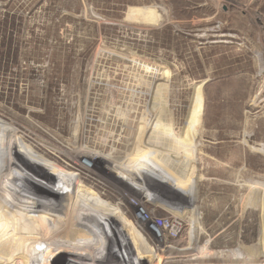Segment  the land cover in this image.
Returning <instances> with one entry per match:
<instances>
[{
    "label": "rangeland",
    "instance_id": "1",
    "mask_svg": "<svg viewBox=\"0 0 264 264\" xmlns=\"http://www.w3.org/2000/svg\"><path fill=\"white\" fill-rule=\"evenodd\" d=\"M140 127L193 205L58 151ZM0 264H264V0H0Z\"/></svg>",
    "mask_w": 264,
    "mask_h": 264
},
{
    "label": "bare ground",
    "instance_id": "2",
    "mask_svg": "<svg viewBox=\"0 0 264 264\" xmlns=\"http://www.w3.org/2000/svg\"><path fill=\"white\" fill-rule=\"evenodd\" d=\"M194 119H195V115L193 116L192 120H194ZM144 128L140 127V131L138 132V135H136V138H135L136 141L132 145L130 152H128L126 155H124L123 158H120V157H118V159L115 158V156H113V154H112L113 152H111V151L108 154H100L98 152L91 153V151L88 152V151L84 150L82 147H72L71 150H68L67 152H64V153L61 152L63 150H58V151H60L59 154L64 155L68 159L75 160L76 164L79 165L80 167L82 166V165H80V164H82V161H83L82 159H86V161L89 160L91 162L93 161L95 163L98 162V163L105 164L106 166H108L109 169H111L113 171H116V169H118V173H120L122 176H124L125 179L130 180L132 182V184H134V186L139 187V189H141V190L143 188L145 191L149 192L150 188H154V190H151V191L155 192V191H159L157 189V187L159 188V186L162 189L167 188L170 191L176 192L179 194V197L181 198L180 199L181 203L176 204V205H186V206H189L190 204L193 205V200L195 199L194 198L195 189L193 187L192 182L194 179L193 177L195 174V170L194 169L190 170L191 172L189 175H187L186 179L180 178L174 172L169 171L171 169L167 168L166 165H163V162H161L158 158V153H155L151 150H147L145 148H141L143 146V143H142L143 135L142 134L145 132L144 130H146ZM132 141H134V140L132 139ZM65 183H66V181H65ZM18 198H20V197H18ZM169 202L171 203V201H168V203ZM194 208L192 206L191 209H194ZM180 217L176 216V214H173L170 217L171 221L169 223L168 228L171 229L174 232V234L178 233V231L181 228L182 223H181ZM21 219H23V220H20V222L17 223L16 228L13 229L14 232H16V229L19 230V231H17V233L15 235V237L17 238L16 243H18V244L22 243V241L20 242V240H25V238H23V235L33 233L31 231H29V232L28 231H24V232L20 231L22 224H32L27 218H24L23 216H21ZM189 219H190V224H189L190 227H189V230L187 232V240H186L187 246L182 247L181 249L178 248V249H180L179 250L180 252H177V253H183V254L188 253L189 251H191L193 249V244L196 242L195 217L190 216ZM108 225L113 226L112 224H108ZM104 226H105V224H104ZM113 227H115V226H113ZM160 227L163 229L162 230L163 232H165L164 230H167V228L164 224H160ZM157 232L158 231L155 232V235H157ZM112 233L114 234V238H112V240L115 241V245H117V246H114V249H113L114 251L112 250L110 252L114 253L115 251L118 250L119 253H122V255L124 257H127L128 253L130 252V248L126 243L127 242L126 239H124V240L122 239L123 240L122 241V240H119L117 238V237H121L122 235L120 234V232L116 228L114 230H112ZM121 244H126V246H124L121 249ZM206 246H207V244H206ZM116 247H117V249H116ZM205 248H207V247H205ZM161 250L163 253H167V252H168V254L169 253H172V254L175 253L174 248L169 246V245L162 247ZM200 253H201V251H200ZM208 254L209 253H204L203 256L209 257ZM216 254L217 255H215V256L217 258L224 256V255H228L225 252H219ZM115 255L117 256L118 253H115ZM240 255L238 257H242V255L241 256ZM172 257H174V256H172ZM194 258H196V257H194Z\"/></svg>",
    "mask_w": 264,
    "mask_h": 264
}]
</instances>
